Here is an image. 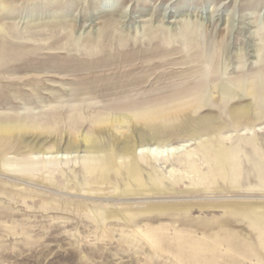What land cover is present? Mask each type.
<instances>
[{"label": "rangeland", "instance_id": "rangeland-1", "mask_svg": "<svg viewBox=\"0 0 264 264\" xmlns=\"http://www.w3.org/2000/svg\"><path fill=\"white\" fill-rule=\"evenodd\" d=\"M105 1L0 0V264H264V0Z\"/></svg>", "mask_w": 264, "mask_h": 264}, {"label": "bare ground", "instance_id": "bare-ground-1", "mask_svg": "<svg viewBox=\"0 0 264 264\" xmlns=\"http://www.w3.org/2000/svg\"><path fill=\"white\" fill-rule=\"evenodd\" d=\"M106 1H111V0H106ZM225 87H226V85H225ZM233 113H234V116H236L237 120L238 119L240 120V118L243 115H247V116L249 115V108L245 106L243 108L234 110ZM3 120H5V119L3 118ZM0 121H1V118H0ZM32 131H33L32 126L26 121L25 122H23V121L22 122H13V123L0 122V135H5V136L6 135H12V136H14V135H27V134H30ZM184 148H186V146ZM144 149L148 150L151 153L153 151L158 150V147H152L151 146V147H146ZM162 149L169 152L167 155L170 156V154H171L170 152H172L174 148L169 147V146H165ZM153 153L155 154V152H153ZM157 154H156V156H157ZM110 161L111 162L113 161L111 157H110V159L108 158V162H110ZM111 165H112V163H111ZM109 167H110V163H109ZM262 175H263V173H262ZM245 208H250V210L252 212V217L254 220H257L260 222V221H262V219H264V205H253V206L247 205V206H245Z\"/></svg>", "mask_w": 264, "mask_h": 264}]
</instances>
